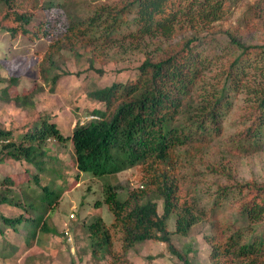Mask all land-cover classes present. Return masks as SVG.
Listing matches in <instances>:
<instances>
[{
	"label": "trees",
	"instance_id": "1",
	"mask_svg": "<svg viewBox=\"0 0 264 264\" xmlns=\"http://www.w3.org/2000/svg\"><path fill=\"white\" fill-rule=\"evenodd\" d=\"M73 2L57 3L66 20L53 33L48 20L30 26L41 0H0V28L12 40L50 37L39 68L51 90L62 76L55 72L66 53L87 58L89 69L99 75L104 68L96 63L106 64L114 56L119 60L139 52L143 60L126 81L101 87L91 83L88 96L101 104L91 113L99 118L76 124L69 134L50 115L18 129L0 126V163L19 161L29 177L15 194L12 178L5 177L0 184V207L24 205L19 214L7 215L0 209V256H5V247L18 244L8 230L26 233L28 245L30 240L35 243L39 232L72 239L44 212L64 192L51 188L59 182L56 177L44 181L42 174L51 171L48 159L62 166L46 147L54 139L72 143V160L81 172L101 175L138 169L142 184L130 188L125 198L117 185L108 183L103 200L96 201L98 206L105 202L114 219L108 224L96 215L86 223L95 257L109 258L111 264H135L131 249L154 240L166 243L181 264H198L189 258V250H180L172 241L168 220L176 214L175 231L182 236L200 221L210 223L205 239L213 264H264V182H239L228 165L213 163L208 154L217 140L224 139L225 119L234 96L241 93L245 112L234 122L241 128L227 138L232 150L228 160L236 152L254 153L264 147V0L248 3L239 24L228 26L223 21L231 18L238 0H104L87 15L74 9ZM249 30L258 32L246 37ZM257 73L262 76L254 78ZM17 78L5 79L9 83L1 88L2 97L11 96ZM32 97L33 93L15 100L28 107ZM212 173L227 180L218 182L210 201L203 203L201 192H209L203 184L205 174ZM114 231L121 232L117 247ZM37 240L43 243L42 238Z\"/></svg>",
	"mask_w": 264,
	"mask_h": 264
},
{
	"label": "rangeland",
	"instance_id": "2",
	"mask_svg": "<svg viewBox=\"0 0 264 264\" xmlns=\"http://www.w3.org/2000/svg\"><path fill=\"white\" fill-rule=\"evenodd\" d=\"M103 1L74 0V9L81 15H87L101 5ZM63 2L64 0H41L42 6L34 16V20L30 24L31 28L36 27L40 21L48 20L51 22L47 26L48 29L56 33L58 29L63 27L66 20L64 10L58 6L60 4H57ZM251 2L253 0H238V5L231 11V18L223 21V25L239 24L243 11ZM50 4L53 6L50 7ZM253 31L254 33L258 32L257 30H249L246 37H250ZM49 42L50 37L36 40L20 37L12 40L10 34L0 28V92L1 88L9 83L5 79L19 78H17L18 83H14L10 88V97H2L0 94V126L18 129V127L29 122L32 123L36 119L50 115L63 129V132L69 134L76 124L89 121L92 114L91 110L94 107H101L98 101L92 100L88 96V91L93 88L90 86L91 83L101 87L115 80L120 82L134 77L144 56L139 52H134L120 56L122 58L119 60L114 56L113 60L106 64L96 63V67L104 68V72L99 75L95 68L89 69L90 62L87 58H78L66 53V59L55 72V74L61 73L62 76L54 86V90H51L52 84L43 80L39 68L41 53L46 51ZM258 76H262L261 73H257L253 77ZM259 79L260 77L255 80L258 81ZM27 92H30L28 94L33 93L32 103L30 106L24 107V105H19L16 102L15 97L20 96L24 99L28 95ZM233 100L235 101L233 109L224 122L225 137L214 143L208 153L209 157L213 163L228 165V170L232 173L233 178L235 177L239 182L249 180L264 182V147L254 153H238L233 150L236 153L233 154L231 160H228V152L232 150L228 146L227 138L241 128L234 122L238 120L241 112H245L242 108L246 104L242 93L235 95ZM46 147L52 156L62 160V166L58 165L56 159H48L47 167L51 171L43 172L42 174H45L43 179L44 181L46 179L53 180L51 177H56L59 182L53 184V181H49L50 184H53L51 188L56 192L64 188V192L56 202L46 206L44 212L59 232L69 231L72 239L66 240L65 237L54 235L46 236L39 232L36 238H42L43 243L37 242L36 239L35 243L30 240L33 243L28 245L26 237H24L26 233L19 235L8 230L9 237L15 238L18 244L10 239L16 245L13 248L5 247V256H0V264H111L109 258L105 259L101 255L99 257L93 255L85 225L89 219L96 215L102 216L108 224L113 221L114 215L108 205L103 202L98 206L96 201L103 200V189L108 183L117 185L120 197L125 198L130 188L142 184L138 179V169L135 167L117 174L101 175L81 172L72 160L71 142L61 143L52 139L48 141ZM25 168L26 166L19 161L8 160L0 163V184L5 177L12 178L14 182L11 185L14 189L13 193L21 192L26 180L29 179ZM54 169L57 170L58 174H63V178L59 177L58 174L55 175ZM78 173L81 175L76 177ZM205 175L206 182L203 184L209 192H201L203 203L210 201V193L216 189L218 182L227 180L224 176L221 177L215 173ZM33 185L35 184L33 183ZM5 186L7 189V184ZM24 190L30 191L27 188ZM33 200L35 199L33 198ZM35 202L38 204L37 200ZM83 203L84 206H82ZM35 206L33 209H38ZM22 207L24 205L14 208L1 206L0 209L7 215H13L21 213ZM160 210L162 211L161 203ZM226 213L227 215L230 214V210L226 209ZM176 219L177 215L173 214L168 220L173 243L180 250H189V258L196 263L213 264L209 260L211 245L205 239L210 233V223L200 221L192 227L188 236H182L175 231ZM113 237L116 247L119 246L121 232H116ZM0 244L2 247L1 241ZM130 257L135 264H181L180 259L169 252L166 243L154 240L137 243L131 249Z\"/></svg>",
	"mask_w": 264,
	"mask_h": 264
},
{
	"label": "clouds",
	"instance_id": "3",
	"mask_svg": "<svg viewBox=\"0 0 264 264\" xmlns=\"http://www.w3.org/2000/svg\"><path fill=\"white\" fill-rule=\"evenodd\" d=\"M95 118H99L98 115H96V114H91L90 117H89V120H91V119H95ZM83 124H84V123H83ZM73 216H74V215H73ZM73 216H72V217H73Z\"/></svg>",
	"mask_w": 264,
	"mask_h": 264
},
{
	"label": "built area",
	"instance_id": "4",
	"mask_svg": "<svg viewBox=\"0 0 264 264\" xmlns=\"http://www.w3.org/2000/svg\"><path fill=\"white\" fill-rule=\"evenodd\" d=\"M73 216V215H72Z\"/></svg>",
	"mask_w": 264,
	"mask_h": 264
}]
</instances>
